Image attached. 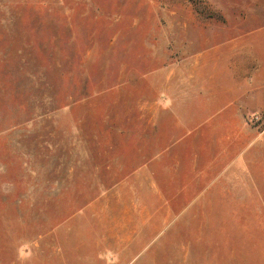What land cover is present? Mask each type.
Here are the masks:
<instances>
[{
    "label": "rangeland",
    "instance_id": "rangeland-1",
    "mask_svg": "<svg viewBox=\"0 0 264 264\" xmlns=\"http://www.w3.org/2000/svg\"><path fill=\"white\" fill-rule=\"evenodd\" d=\"M219 45L247 62L246 142L202 151L194 215L151 218L152 253L120 254L128 222L82 215L124 176L104 152L159 134L155 75ZM260 93L264 0H0V264H264ZM182 177L160 180L169 208Z\"/></svg>",
    "mask_w": 264,
    "mask_h": 264
},
{
    "label": "crops",
    "instance_id": "crops-1",
    "mask_svg": "<svg viewBox=\"0 0 264 264\" xmlns=\"http://www.w3.org/2000/svg\"><path fill=\"white\" fill-rule=\"evenodd\" d=\"M224 48L215 46L196 56L190 70L183 74L178 69L161 70L156 74L160 78L159 113L155 117L159 134H126L121 136L119 148L104 152L112 160L110 167L124 176L118 179L115 188L106 187L98 196L102 197L103 212L96 213L93 203L82 215L128 222V231H124L121 224L120 237L116 240L117 248L124 249L120 254H151L157 238L168 228H160L152 239L151 218L192 217L201 199L200 184L213 183L209 170L198 165L202 154L214 151L217 146L219 150L225 143L246 142L245 117L250 97L247 62L235 67L232 63L237 55L230 52L228 56ZM260 94L257 95L259 109L264 105L263 94ZM172 158L176 166H169L168 160ZM179 159L182 161L178 162ZM173 173L182 174L183 183L176 189V206L169 208L168 193L160 186V180Z\"/></svg>",
    "mask_w": 264,
    "mask_h": 264
}]
</instances>
